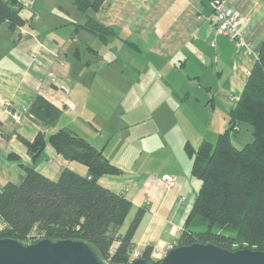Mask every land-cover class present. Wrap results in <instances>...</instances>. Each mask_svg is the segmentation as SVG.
I'll list each match as a JSON object with an SVG mask.
<instances>
[{"label":"crops","instance_id":"0c3cea01","mask_svg":"<svg viewBox=\"0 0 264 264\" xmlns=\"http://www.w3.org/2000/svg\"><path fill=\"white\" fill-rule=\"evenodd\" d=\"M19 1L29 7L32 24L11 30L0 23V98L21 111L42 95L60 115L46 125L29 109L17 121L0 103V185L18 182L23 164L52 179L65 167L87 175L86 166L64 159L49 143L34 157L20 139L32 141L40 131L49 137L70 128L124 170L99 179L132 201L122 230L146 205L134 235L136 247L152 244L154 255H165L176 244L201 186L192 175L186 145L198 147L210 134L225 130L201 118L208 108L206 93L214 88L215 94L239 96L254 58L232 37L217 32L210 0H104L89 12L115 29L107 43L81 26L85 15L79 10L74 11L75 26H63L69 16L63 25L45 27L35 10L38 0ZM232 3L242 15L245 36L260 49L264 0ZM48 71L55 78H45ZM164 174L178 176L175 187H167ZM191 186L197 190L187 204V197H181Z\"/></svg>","mask_w":264,"mask_h":264},{"label":"trees","instance_id":"16d2710c","mask_svg":"<svg viewBox=\"0 0 264 264\" xmlns=\"http://www.w3.org/2000/svg\"><path fill=\"white\" fill-rule=\"evenodd\" d=\"M103 2L74 0L76 8L85 15L81 26L107 43L115 29L89 12L98 10ZM24 8L19 0H0V23H6L11 30L24 27L31 22L24 17ZM223 35L232 37L241 47L236 36ZM256 49L257 59L248 54L255 62L242 92L231 96L234 106L229 126L219 133L215 144L205 139L198 147L190 142L186 145L193 157L192 175L201 180V186L174 246L201 241L231 250L264 251V42ZM29 109L34 119L46 125H53L60 115L42 95L35 97ZM239 122L248 123L254 135L241 148L233 142ZM20 139L34 157L49 143L64 159L86 166L87 175L65 167L57 179H52L23 164L25 172L18 182L0 185V221L6 224L0 238L13 237L26 243L44 237L76 238L95 244L110 264L132 261L137 248L134 235L148 207H139L123 231L132 201L124 192L113 191L99 182L101 176H118L124 170L100 148L67 127L49 137L40 131L32 141L23 136ZM140 249L138 258L160 264L164 255H154L152 244Z\"/></svg>","mask_w":264,"mask_h":264},{"label":"water","instance_id":"95a60500","mask_svg":"<svg viewBox=\"0 0 264 264\" xmlns=\"http://www.w3.org/2000/svg\"><path fill=\"white\" fill-rule=\"evenodd\" d=\"M38 156V154H37ZM0 264H110L97 246L76 238L44 237L23 242L0 238ZM128 264H150L140 257ZM160 264H264V251L252 248L231 250L216 243L196 241L177 244L161 258Z\"/></svg>","mask_w":264,"mask_h":264},{"label":"rangeland","instance_id":"374dc122","mask_svg":"<svg viewBox=\"0 0 264 264\" xmlns=\"http://www.w3.org/2000/svg\"><path fill=\"white\" fill-rule=\"evenodd\" d=\"M35 10L41 15L40 22H42V20L45 19L44 21L45 27H52V26L58 27L60 25H63L64 23L62 22V20L68 19L69 16H70L69 21L70 20L71 21L67 25H63V26H75L73 25L72 22L75 19L74 15H76L74 14V11L78 12L79 14V11L76 8V5L74 4V0H38L36 3ZM67 11H69V14L67 13ZM30 14L31 11L29 10V7H25L23 10V15L29 21L31 20ZM37 23L38 22H35L34 25L37 26ZM31 24L32 22L27 23V27H31ZM64 28H68V27H64ZM22 43L24 44V42ZM224 94L225 93H218V91L215 94L214 88H212L211 93H206L207 102L209 103H208V108L206 110H203V114H201V118L205 119L206 121L208 118L210 121H213V125H218L219 127H224V129H226L229 126V114H230L231 106L234 105V101L231 100V96ZM202 97H203V93L201 94V99ZM213 97H214L213 102H211L212 101L211 98ZM206 124L207 122H205L204 128L206 127ZM238 128L239 130L233 134L234 141H238L239 143L244 145L245 143L252 141L254 139L252 128L248 123L239 122ZM218 135L213 136L212 134H210L208 138L211 140L209 139L208 140L215 144ZM196 190H197L196 186L194 187L191 186L190 188L191 192L189 194H185L186 195L185 197H187V201H186L187 204H190V202L192 201V197L196 193Z\"/></svg>","mask_w":264,"mask_h":264},{"label":"built area","instance_id":"2783aa9c","mask_svg":"<svg viewBox=\"0 0 264 264\" xmlns=\"http://www.w3.org/2000/svg\"><path fill=\"white\" fill-rule=\"evenodd\" d=\"M233 0H210L211 7L214 12V16L216 19V28L218 33L222 34H230L232 36H236L239 39V43L241 47L245 50L247 54L253 55L256 59L259 55L256 47L244 34L241 23H242V15L241 13L233 6ZM55 78V74L53 71H48L45 75V78ZM1 83V82H0ZM233 98V97H232ZM0 103L3 104L10 113H12L13 117L20 121L22 117L29 115V108L25 107L21 111L14 110L12 104L6 98H0ZM162 180L166 183L168 188H173L176 186L178 182V176L172 174H164L162 175ZM185 196L181 197V200L185 199ZM6 224L0 221V231L5 228ZM174 245L171 244L167 247L166 252H168ZM141 249L136 248L132 253V258L136 259L140 256ZM132 259V260H134Z\"/></svg>","mask_w":264,"mask_h":264}]
</instances>
